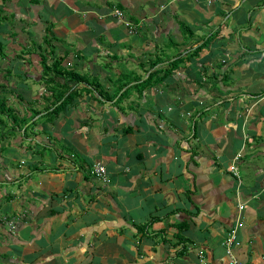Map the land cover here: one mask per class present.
Wrapping results in <instances>:
<instances>
[{
	"label": "crops",
	"instance_id": "crops-1",
	"mask_svg": "<svg viewBox=\"0 0 264 264\" xmlns=\"http://www.w3.org/2000/svg\"><path fill=\"white\" fill-rule=\"evenodd\" d=\"M0 106V264H264V0H0Z\"/></svg>",
	"mask_w": 264,
	"mask_h": 264
},
{
	"label": "built area",
	"instance_id": "built-area-1",
	"mask_svg": "<svg viewBox=\"0 0 264 264\" xmlns=\"http://www.w3.org/2000/svg\"><path fill=\"white\" fill-rule=\"evenodd\" d=\"M112 15H114L116 18L120 19L122 18V12L121 10L117 9V8H112L111 10ZM124 24H126L128 27L129 23L124 21ZM234 160L237 159V156H234L233 158ZM229 171L230 173L237 178V172H236V167L234 165H230L229 166ZM90 173L99 181L101 182H106L107 181V175H106V170L104 168V166L98 162H95L91 165V170ZM238 210L241 209V205H238ZM3 221H5V225L7 227V231L8 232H12L14 225H13V220L12 219H6V218H2ZM241 222H237V225L239 226ZM236 227L232 226V228L229 230L228 232V236L227 238H225L223 240V245L225 248V255H226V259L223 262V264H238V262L236 261V259L233 257L231 250H230V246L232 244H236ZM194 264H218L215 263L211 260H209L201 250H198L196 252V261L194 262Z\"/></svg>",
	"mask_w": 264,
	"mask_h": 264
},
{
	"label": "trees",
	"instance_id": "trees-1",
	"mask_svg": "<svg viewBox=\"0 0 264 264\" xmlns=\"http://www.w3.org/2000/svg\"><path fill=\"white\" fill-rule=\"evenodd\" d=\"M59 62H60L59 59H54L53 62H52V64L50 66H48L45 63V60L42 58L41 61H40L41 67H42V71L44 72L45 75H48L49 73H53L54 75L60 76V77H65V76L66 77H70V79L75 80V81L82 79L78 75H75V74H73L70 71L62 70L60 68V66H59ZM174 63H176V61H172L171 62V66H170L171 69L175 66ZM150 77L151 76H147V78L144 79L143 81H145L147 83L149 81V78ZM125 84L126 83H123L122 85H125ZM61 85H64V83L61 84ZM134 85H136V84H134ZM61 95H62V93L61 94L59 93L58 98H60ZM73 95H74L73 92H68L67 95L63 98V100L61 102H59V104L54 105L50 110H47L46 111V114L49 115V116H51V115L52 116H55L58 113L59 109L62 108V107H64L66 105L65 103H67L68 101L71 100V98L73 97ZM144 226H142V227H144ZM176 237L178 238V241H180L181 243L184 242V240H185V238L182 237L179 234H177Z\"/></svg>",
	"mask_w": 264,
	"mask_h": 264
},
{
	"label": "rangeland",
	"instance_id": "rangeland-1",
	"mask_svg": "<svg viewBox=\"0 0 264 264\" xmlns=\"http://www.w3.org/2000/svg\"><path fill=\"white\" fill-rule=\"evenodd\" d=\"M9 76H12V74L11 75H9ZM25 82L27 83V85L28 86H31L30 84H31V82H28V79L26 78V80H25ZM34 83V82H33ZM1 107V106H0ZM1 109V108H0ZM188 114V113H187ZM49 116V115H48ZM4 119V117H3V114H1L0 113V122L2 121ZM51 121H53V116L51 115V116H49V119H47L46 120V124H49ZM1 127H2V125H1ZM106 175H107V172H106ZM108 178V177H107ZM107 184L109 183V181H108V179H107ZM106 182H104V183H106Z\"/></svg>",
	"mask_w": 264,
	"mask_h": 264
},
{
	"label": "clouds",
	"instance_id": "clouds-1",
	"mask_svg": "<svg viewBox=\"0 0 264 264\" xmlns=\"http://www.w3.org/2000/svg\"><path fill=\"white\" fill-rule=\"evenodd\" d=\"M2 218H6V217H2ZM2 221H3V219H2Z\"/></svg>",
	"mask_w": 264,
	"mask_h": 264
}]
</instances>
